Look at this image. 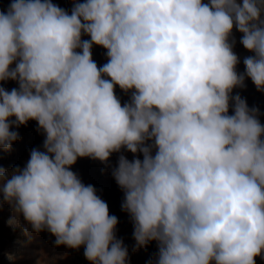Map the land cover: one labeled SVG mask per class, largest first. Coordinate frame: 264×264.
I'll use <instances>...</instances> for the list:
<instances>
[{
  "label": "clouds",
  "instance_id": "1",
  "mask_svg": "<svg viewBox=\"0 0 264 264\" xmlns=\"http://www.w3.org/2000/svg\"><path fill=\"white\" fill-rule=\"evenodd\" d=\"M235 31L252 53L243 73ZM94 45L106 49L102 66ZM248 79L264 92V0H73L70 13L52 0H11L0 9V151L30 121L45 139L24 167H0L9 226L83 248L90 264H129L118 217L71 170L127 150L135 158L121 154L112 175L134 251L156 242L151 264H256L264 124L233 95Z\"/></svg>",
  "mask_w": 264,
  "mask_h": 264
},
{
  "label": "rangeland",
  "instance_id": "2",
  "mask_svg": "<svg viewBox=\"0 0 264 264\" xmlns=\"http://www.w3.org/2000/svg\"><path fill=\"white\" fill-rule=\"evenodd\" d=\"M10 2L11 0H0V9L6 11ZM52 2L69 13L73 8V0H52ZM234 35L236 39L234 51L240 57L237 71L243 73L245 71L243 59L252 53H249L239 42L241 34L235 31ZM82 38L90 39L86 35ZM92 56L98 66L107 62L106 49L100 46H93ZM2 86L9 91L12 88H18L15 81L3 82ZM115 94L122 104L130 102L131 94H125L119 86H116ZM235 94L245 98L249 107L259 108L261 113L259 119L264 124V92L258 91L252 81L248 79L245 88L234 89L233 95ZM13 130L19 132L20 139L13 144L11 152L0 151V167L9 171L17 166L24 167L30 158L32 149L43 150L45 139L43 133L38 131V124L35 121H30L27 126L22 125ZM121 154L129 160L135 158L127 150H123L122 153H113L107 165L90 158H80L71 170L79 176L85 185H93L97 194L108 204L110 215L118 217L119 224L116 235L128 247L129 264H151L158 251L157 244L151 242L146 248L134 251L133 224L129 215L122 211L124 193L112 175V169L116 167ZM139 158L143 159L142 154ZM12 215L13 213L6 203L0 206V264H90L84 256L83 248L76 251L67 247H57L55 237L48 232L37 235L29 229L31 233L29 237L20 228L10 227L8 221ZM10 256L12 259L9 258ZM256 264H264V258L257 257Z\"/></svg>",
  "mask_w": 264,
  "mask_h": 264
}]
</instances>
